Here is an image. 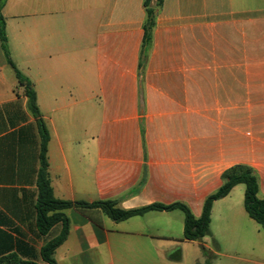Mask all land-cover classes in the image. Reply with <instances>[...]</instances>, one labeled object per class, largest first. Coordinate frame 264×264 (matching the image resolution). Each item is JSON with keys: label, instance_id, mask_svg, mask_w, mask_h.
<instances>
[{"label": "crops", "instance_id": "obj_1", "mask_svg": "<svg viewBox=\"0 0 264 264\" xmlns=\"http://www.w3.org/2000/svg\"><path fill=\"white\" fill-rule=\"evenodd\" d=\"M144 1L7 0L2 9L11 60L49 131L55 198L125 210L180 202L200 218L223 173L248 165L264 199V0H164L141 70ZM41 147L0 39V257L45 264L42 248L63 229L38 228ZM244 196L237 185L214 202L211 237L245 235L248 262L264 264V228L245 219ZM64 213L58 264H205L202 247L217 254L209 237L185 240L179 210L121 222L99 209ZM215 218L232 226L216 231Z\"/></svg>", "mask_w": 264, "mask_h": 264}, {"label": "trees", "instance_id": "obj_2", "mask_svg": "<svg viewBox=\"0 0 264 264\" xmlns=\"http://www.w3.org/2000/svg\"><path fill=\"white\" fill-rule=\"evenodd\" d=\"M7 0H0V39L4 52L10 65L16 72L21 86L25 88L28 97L30 110L38 118L42 135L41 147V169L39 173V197L37 204L38 228L42 235H46L57 224H62L61 233L48 242L41 250L42 260L45 264H58L54 258L56 250L66 241L69 234V218L64 213L68 209H75L82 214H87L90 210L99 209L113 221L121 222L135 216H141L151 211H174L183 212L184 238L188 241H202L205 237L211 236V216L214 202L227 197L237 185L245 186L244 207L248 216L257 224L264 228V199L259 197V182L255 170L248 165H237L222 175L223 185L205 200L203 212L200 218H196L190 208L184 203L152 204L139 209L125 210L118 207L117 201L105 200L94 203L63 201L55 198L49 175V164L47 158L49 131L41 117L37 105V95L33 83L26 78L13 64L8 47L6 36V21L2 14V9ZM164 0H145L146 20L144 24V38L141 49L140 69L143 70L147 63L148 53L152 46L153 31L156 27L157 16L163 6ZM203 255L206 258L205 264H213L211 252L202 247ZM0 264H38L36 262L21 260L15 254L0 257Z\"/></svg>", "mask_w": 264, "mask_h": 264}, {"label": "rangeland", "instance_id": "obj_3", "mask_svg": "<svg viewBox=\"0 0 264 264\" xmlns=\"http://www.w3.org/2000/svg\"><path fill=\"white\" fill-rule=\"evenodd\" d=\"M243 186V185H242ZM237 197V196H236ZM241 200V199H240ZM240 206L243 209V203L242 200L240 201ZM243 213L245 215V219L251 223L253 227H260L256 224L253 220H250L248 218L246 212ZM253 221V222H252ZM224 220L222 221L219 218H215L213 228L214 230H220L223 231L227 229V227L230 225L232 226V221ZM250 225V226H251ZM239 226L242 229H246L247 227H250L248 224L244 223L243 220L240 221ZM209 244L211 248L217 253L212 255V263L213 264H251L248 262L250 260L251 249H250V242L249 238L242 234L240 239L237 241V236L235 238L229 237V236H222L220 241L215 240L213 237L209 236ZM258 243V240L256 241ZM243 258L247 261H240L239 259Z\"/></svg>", "mask_w": 264, "mask_h": 264}]
</instances>
